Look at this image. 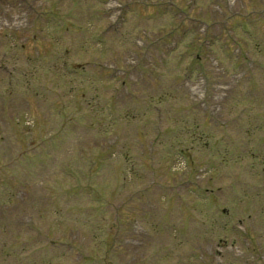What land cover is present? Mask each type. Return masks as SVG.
Returning a JSON list of instances; mask_svg holds the SVG:
<instances>
[{
	"label": "rangeland",
	"instance_id": "obj_1",
	"mask_svg": "<svg viewBox=\"0 0 264 264\" xmlns=\"http://www.w3.org/2000/svg\"><path fill=\"white\" fill-rule=\"evenodd\" d=\"M36 2L0 30V210L65 214L0 264H264V0Z\"/></svg>",
	"mask_w": 264,
	"mask_h": 264
},
{
	"label": "trees",
	"instance_id": "obj_2",
	"mask_svg": "<svg viewBox=\"0 0 264 264\" xmlns=\"http://www.w3.org/2000/svg\"><path fill=\"white\" fill-rule=\"evenodd\" d=\"M75 171V173H76V175L77 176H81L82 174H81V171H80V169H75L74 170ZM16 180H20L18 177H14V176H12V178H11V181L12 182H15ZM16 182H18V181H16ZM17 184H19V183H17ZM21 184V183H20ZM24 184L22 183V185H18L19 187H22ZM83 185H75L74 186V191L75 192H77V194L78 195H82V194H85V193H87L88 191L87 190H85L84 189V187H82ZM78 187H82L81 189H77ZM72 189V188H71ZM14 190H16V189H14ZM90 195L92 194V192H88ZM14 194V201L15 202H17V201H19L20 200V197H18V193H16V192H14L13 193ZM69 195H71V193H69ZM72 196V195H71ZM48 197V201L47 202H49V201H53L54 202V205H55V207L53 208V209H49V207H50V204L49 203H43V204H41V205H38V206H36L35 208H34V210H36V212H38V214L40 215V217L41 218H43V216L44 215H46V212H50V213H52V215H58V216H60V215H63V214H65L64 212H61V210L63 209V208H59L58 209V203L57 202H55L54 200H51V197L50 196H47ZM18 205H21L22 203H17ZM49 207H48V206ZM28 209V208H27ZM27 209H25V207L20 211V213H16V217H18L17 216V214H19L20 216L18 217V218H20V217H24V215L25 216H32V214H27V212H28V210ZM65 212H68L67 211V209L66 210H64ZM24 213H26V214H24ZM24 214V215H23ZM1 225H2V230H0L1 231V233H5L6 231H5V229H6V224H4V222H1L0 223Z\"/></svg>",
	"mask_w": 264,
	"mask_h": 264
}]
</instances>
